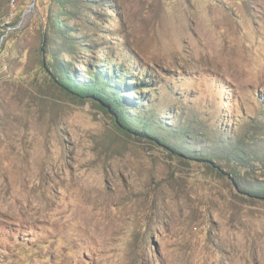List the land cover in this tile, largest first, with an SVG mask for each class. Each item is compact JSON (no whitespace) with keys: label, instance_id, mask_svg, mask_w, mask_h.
Returning <instances> with one entry per match:
<instances>
[{"label":"rangeland","instance_id":"rangeland-1","mask_svg":"<svg viewBox=\"0 0 264 264\" xmlns=\"http://www.w3.org/2000/svg\"><path fill=\"white\" fill-rule=\"evenodd\" d=\"M53 6L35 0L6 33L0 0V264H264V196L248 190L264 187V0H100L70 20V36L89 43L62 53L81 80L116 64L138 84L126 93L130 119L144 120L138 105L155 123L197 119L205 134L163 131L165 145L50 80L41 44L44 33L62 38L47 28ZM248 134L260 154L247 169L167 147L210 156L245 150Z\"/></svg>","mask_w":264,"mask_h":264},{"label":"trees","instance_id":"trees-1","mask_svg":"<svg viewBox=\"0 0 264 264\" xmlns=\"http://www.w3.org/2000/svg\"><path fill=\"white\" fill-rule=\"evenodd\" d=\"M95 1L100 0H53L56 7L53 6L47 10V28L50 29L51 32L60 33V35H62L61 40H59L47 37L46 33L43 34L41 50L45 52V56L41 58V64L48 72L50 80L71 97L81 99L90 98L94 101L92 103L101 108L102 111L113 115V119L120 129L131 131L137 135L146 136L162 145L169 143L170 140L163 131L171 132L178 137H183L184 140L195 139L205 135L202 129L191 126L197 119L189 120V118L184 117L181 119V124L179 122L180 125L177 124L176 126H168L161 121L155 123L147 119L152 117L155 118L153 113L148 115L147 113H149V111L138 105L135 106L134 109H140L145 114L144 120L139 121L137 119H130L127 114L129 111L125 108L129 105L126 103V97H128L126 93L131 84L132 86H137L138 84H135L134 80H136V78L127 80L129 71L123 70L119 66L115 67L116 64H110L109 67H106L104 64L94 65L87 73L88 77L85 78L86 80H81V76L75 73L76 61H69L62 53L72 56L79 52L78 49H88L89 43L86 44V42H83L85 40L81 37L74 35L70 36L69 31L72 29L70 20H77L83 17L84 13L92 7ZM86 22L90 23L92 26L89 20L86 19ZM3 34L4 33L0 32V38ZM100 34L104 35L103 33ZM9 35L10 34H8L6 38ZM50 46L53 48H50ZM88 53L93 52L91 50ZM82 54L84 53L82 52ZM82 64H84V62H82ZM140 76H142V78L145 77L144 74ZM153 126H156L159 131L152 133L151 128ZM248 137H250V134L246 135V137H242V140H240L244 144H247L245 150L239 147V142H235L227 150L223 152L217 151L210 156H206L207 154L203 156V154L198 151L191 152L188 149L185 150V148L184 152L170 144H168L167 147L171 150L172 154L178 156V158L182 156L190 160L208 161L212 165H219L220 161L229 162L237 159L236 163L241 162L242 169H247V164L250 160L249 155L251 153L260 154L252 146L254 138ZM238 168L239 166H231L228 168L226 174L230 175L229 177L233 179L235 185L244 189L247 185L245 181L242 180H244L247 175L245 173L242 174L240 168ZM256 189L257 191L254 186L248 187L249 191L254 190L264 196V187Z\"/></svg>","mask_w":264,"mask_h":264},{"label":"built area","instance_id":"built-area-1","mask_svg":"<svg viewBox=\"0 0 264 264\" xmlns=\"http://www.w3.org/2000/svg\"><path fill=\"white\" fill-rule=\"evenodd\" d=\"M27 2L29 3V6L32 4L31 0H8V12L5 15V21L8 24L6 33H8V30L11 32L18 30L19 26L23 23L29 12L33 11V13H35V4L30 7L28 6V8H25L26 10L24 9L21 13L20 7L26 6ZM25 11L27 12L24 14ZM19 18L20 20L16 22Z\"/></svg>","mask_w":264,"mask_h":264},{"label":"water","instance_id":"water-1","mask_svg":"<svg viewBox=\"0 0 264 264\" xmlns=\"http://www.w3.org/2000/svg\"><path fill=\"white\" fill-rule=\"evenodd\" d=\"M35 4V0H32V4H30V6H33ZM29 6V7H30ZM27 11L24 12V14L26 13Z\"/></svg>","mask_w":264,"mask_h":264}]
</instances>
